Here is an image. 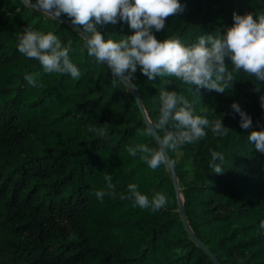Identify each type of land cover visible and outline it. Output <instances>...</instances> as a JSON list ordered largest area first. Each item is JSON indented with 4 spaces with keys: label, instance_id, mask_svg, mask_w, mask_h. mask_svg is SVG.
Here are the masks:
<instances>
[{
    "label": "trees",
    "instance_id": "16d2710c",
    "mask_svg": "<svg viewBox=\"0 0 264 264\" xmlns=\"http://www.w3.org/2000/svg\"><path fill=\"white\" fill-rule=\"evenodd\" d=\"M181 3L184 10L154 32L157 39L179 34L191 44L201 33L231 26L234 13L264 14V0ZM97 27L114 39L135 31L119 20ZM25 28L53 30L71 41L80 78L43 73L20 53ZM83 43L74 28L51 19L35 0H0V264H213L182 226L178 204L190 232L218 264H264V153L247 140L249 131L264 128V82L237 72L225 93L193 85L199 99L174 77L164 85L193 100L198 113L212 109L230 129L225 137L208 131L177 149L182 156L173 170L182 189L175 193L164 166L152 170L127 152L137 143L158 144L142 133L158 116L159 78L149 80L138 69L131 85L115 81L106 64L81 51ZM25 72L39 73L42 86L28 84ZM233 101L251 116V129L240 127ZM210 149L224 153L223 172L208 168ZM188 160L193 170L187 180ZM109 174L113 189L105 181ZM131 183L149 198L166 193L167 205L153 212L122 199ZM100 189L108 193L102 200L95 196Z\"/></svg>",
    "mask_w": 264,
    "mask_h": 264
},
{
    "label": "clouds",
    "instance_id": "9594fccd",
    "mask_svg": "<svg viewBox=\"0 0 264 264\" xmlns=\"http://www.w3.org/2000/svg\"><path fill=\"white\" fill-rule=\"evenodd\" d=\"M35 3L51 19L63 13L73 24L81 26L84 41L81 51H86L95 63L106 64L115 81L131 85L138 69L149 80L159 78L158 116L142 133L150 137L155 131L158 144L142 142L127 148L129 155H139L152 170L174 167L175 161L169 158L168 152L198 142L208 131L216 137H225L230 132L221 116L214 114L212 109L204 107L198 113L188 96L175 87L171 90L164 87L169 79H178L192 94L193 85L225 93L235 83L234 74L241 71L264 82V14L234 13L231 26L216 34L201 33L194 43L188 44L179 34L168 35L162 40L154 35L165 27L166 17L184 10L181 0H35ZM118 20L126 21L135 31L114 39L112 36L105 38L98 30V25L116 24ZM17 49L25 57L37 61L43 73L67 74L73 79L81 76L71 55V41H62L53 30L25 28L18 37ZM226 58L230 64L226 65ZM38 75L25 72L23 78L39 88L42 84ZM261 104L264 106V97ZM230 107L239 114L240 127L251 129L252 118L240 104L233 101ZM209 112L213 114L211 119ZM247 140L264 153V128L249 131ZM209 153L208 168L215 173L223 172L224 153L215 149H210ZM105 181L108 189L114 188L110 174L105 175ZM127 189L121 198L134 200L141 209L157 212L168 203L169 197L164 192L156 191L149 198L135 183L128 184ZM106 194L104 189L95 192L100 200Z\"/></svg>",
    "mask_w": 264,
    "mask_h": 264
},
{
    "label": "water",
    "instance_id": "95a60500",
    "mask_svg": "<svg viewBox=\"0 0 264 264\" xmlns=\"http://www.w3.org/2000/svg\"><path fill=\"white\" fill-rule=\"evenodd\" d=\"M58 19L60 21H63L65 23H67L68 25H70L72 28H74L81 36L83 35L82 33V30L76 26L75 24H73L71 21L59 16ZM129 88H132L131 86L128 85ZM133 95H134V99H135V102L137 104V106L139 107L141 113L144 115V110L142 108V105H141V102H140V98H139V95L136 93V91L133 89ZM148 128L151 127L150 124L147 125ZM152 137L153 139L158 143V136L156 135L155 131H153L152 133ZM168 155V154H167ZM169 156V155H168ZM170 158V157H169ZM167 169L169 170V172L171 173V176H172V184H173V187H174V191L175 193L178 192V189H177V185H176V178L174 176V170H173V167H168L166 166ZM177 213L179 215V219H180V222L182 224V226L184 227V229L187 231V233L189 234V236L191 237V239L194 240L195 244L197 246H199L201 248V250L206 253L212 260L213 264H218V262L216 261V259L211 255L210 251L202 244L199 242V240H197L193 235L192 233L190 232L189 230V227H188V224H187V221H186V217H185V213H184V209L183 207L178 204V208H177Z\"/></svg>",
    "mask_w": 264,
    "mask_h": 264
},
{
    "label": "rangeland",
    "instance_id": "374dc122",
    "mask_svg": "<svg viewBox=\"0 0 264 264\" xmlns=\"http://www.w3.org/2000/svg\"><path fill=\"white\" fill-rule=\"evenodd\" d=\"M171 156H172V159L175 161V163H177L181 156H182V153L178 150H175V151H172L171 152ZM164 170L166 172H169V170L167 169L166 166H164ZM192 166H191V163H190V160L186 161L185 162V166H184V171H185V178L188 180L191 178L192 176ZM176 185H177V189L178 191H180L182 189V181H179L177 178H176ZM177 212V210H175Z\"/></svg>",
    "mask_w": 264,
    "mask_h": 264
}]
</instances>
